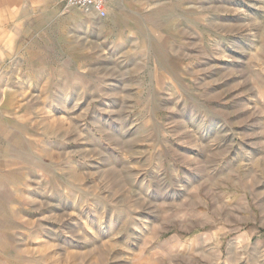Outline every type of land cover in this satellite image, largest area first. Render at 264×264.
Masks as SVG:
<instances>
[{
    "label": "rangeland",
    "instance_id": "rangeland-1",
    "mask_svg": "<svg viewBox=\"0 0 264 264\" xmlns=\"http://www.w3.org/2000/svg\"><path fill=\"white\" fill-rule=\"evenodd\" d=\"M108 6L10 62L0 264H264V0Z\"/></svg>",
    "mask_w": 264,
    "mask_h": 264
},
{
    "label": "crops",
    "instance_id": "crops-1",
    "mask_svg": "<svg viewBox=\"0 0 264 264\" xmlns=\"http://www.w3.org/2000/svg\"><path fill=\"white\" fill-rule=\"evenodd\" d=\"M73 26L74 17L64 7L63 0H0V158L1 151L4 150L3 139L10 138V128L5 120L11 115L9 107L15 100V95L3 90V84L8 82L7 71L10 69L12 58L16 52L23 50V44L28 38L30 40L32 37L43 35L64 36ZM14 128L22 131L24 126L16 122ZM15 142L18 144V140ZM0 220L2 234L6 219L1 211ZM13 220L14 218L6 221L7 226L16 224Z\"/></svg>",
    "mask_w": 264,
    "mask_h": 264
},
{
    "label": "built area",
    "instance_id": "built-area-1",
    "mask_svg": "<svg viewBox=\"0 0 264 264\" xmlns=\"http://www.w3.org/2000/svg\"><path fill=\"white\" fill-rule=\"evenodd\" d=\"M113 0H63L64 6L77 8L84 13H92L95 17L103 18L107 15L108 5Z\"/></svg>",
    "mask_w": 264,
    "mask_h": 264
},
{
    "label": "bare ground",
    "instance_id": "bare-ground-1",
    "mask_svg": "<svg viewBox=\"0 0 264 264\" xmlns=\"http://www.w3.org/2000/svg\"><path fill=\"white\" fill-rule=\"evenodd\" d=\"M59 120V119H58ZM55 122V121H54Z\"/></svg>",
    "mask_w": 264,
    "mask_h": 264
}]
</instances>
